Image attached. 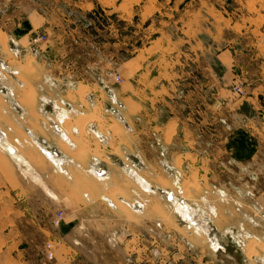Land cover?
<instances>
[{
    "label": "rangeland",
    "instance_id": "rangeland-1",
    "mask_svg": "<svg viewBox=\"0 0 264 264\" xmlns=\"http://www.w3.org/2000/svg\"><path fill=\"white\" fill-rule=\"evenodd\" d=\"M34 1L69 22L36 42L0 30V129L29 163L0 142V264H264V0ZM150 62L183 103L195 85L193 102L213 103L215 134L190 164L156 139L132 147L107 111L99 83L125 97ZM174 84L152 88L154 107L171 99L163 119L177 109L196 133ZM159 153L170 166L143 164Z\"/></svg>",
    "mask_w": 264,
    "mask_h": 264
},
{
    "label": "crops",
    "instance_id": "crops-1",
    "mask_svg": "<svg viewBox=\"0 0 264 264\" xmlns=\"http://www.w3.org/2000/svg\"><path fill=\"white\" fill-rule=\"evenodd\" d=\"M35 2L36 1L34 0H0V30L5 33L9 39L13 40L17 44V41L22 42L27 39V34L29 31H32L33 28L34 34L37 32V28L44 29L48 33H54L55 30L60 26H63L66 21L69 22L68 18H54L53 16L49 17L48 15L40 12L38 7H36ZM28 40L27 50L29 49L32 53L34 51L33 54L35 57L41 55L44 47L42 48L39 46H34L33 49L30 46L29 38ZM58 45L60 44H56V47H58ZM61 46L64 47V45ZM67 54L68 53L65 50L62 54V57H65ZM131 60L132 59H128L126 62L130 64ZM142 67L143 69L140 70L136 69L134 66L132 78H130L127 83L125 97H123L121 93L122 90L120 88L115 89L110 87V84H108L106 80H102L101 83H99V88H102V90L105 91V102L109 101L111 103V107H108L107 111L111 116H113V118L125 124L128 130V135L132 136L130 139L132 147H136L138 145L140 147L142 146L141 148L143 151L150 150V147L147 149L145 146H148L150 139H156L157 142H151L152 150H162L161 152L170 150V155L173 157V159H175L177 156H182L184 158L183 162L186 161L185 164H190V162H187V159H189L188 157L192 158L193 156L191 151L192 147L197 145L199 142H204L203 139L200 140L199 138H204L206 136L208 139L209 134H211L212 137L215 134L212 132L214 130L213 103H209L208 98H204L200 102L198 98H196L195 102H193V94L195 93L196 96L198 94L196 85L194 89L189 90V92L191 91L192 95L190 98L191 100H189L190 103L186 99L183 103L181 95H177L176 93V85L180 84V82L177 81L175 84L173 83L175 87V91L173 93L177 95L178 99L174 101V107H177V104H181L178 105V107L182 109V106L186 107V105L189 103L191 113L196 115V120H194V122L196 124L197 132H192V127H189L191 126V123H189L186 127L182 126V117L178 119L177 109H175V114L173 113L174 115L170 116L168 120L172 123L174 122L176 126H174V129H172V132H170L171 138L168 140V132L171 130L168 127L170 122L163 119L165 116L160 112L161 107L159 110L157 108L158 105H162L165 107V112H168L170 110H167V107H171L170 103L173 101L171 99L166 100V98H159L157 102L158 105L154 107L153 90L155 89L154 91H161L162 89L169 90L171 88L172 91L173 84L172 82L167 81L165 84H159L158 80H154L152 77V72L155 65L151 64V62L148 70L146 69V63H144ZM147 72L149 73L148 76ZM86 84L90 86V92L88 94L97 97L100 96L99 90H93V86L95 85L94 82H86ZM140 93H142V95H140ZM180 93H182V91ZM64 95H66V93H64ZM62 99L63 101H66L64 96ZM179 99L181 100L180 102ZM163 109L164 108L162 107V110ZM199 113L204 114L205 118H198ZM77 114L79 113H76V115ZM179 121L181 122L180 126ZM182 136L186 141L184 144L181 140ZM228 137L229 134L227 133L225 139ZM209 141H212V139L207 140L204 145H211L212 143H209ZM194 150H202L201 145L198 144V147H196ZM142 160L143 164L149 166L152 164L157 166H170V162H166L167 160L162 158L161 154L159 155L158 159L154 158L151 160L149 157L144 156ZM109 177L105 176L104 179L108 180Z\"/></svg>",
    "mask_w": 264,
    "mask_h": 264
},
{
    "label": "bare ground",
    "instance_id": "bare-ground-1",
    "mask_svg": "<svg viewBox=\"0 0 264 264\" xmlns=\"http://www.w3.org/2000/svg\"><path fill=\"white\" fill-rule=\"evenodd\" d=\"M70 124V123H69ZM34 129V128H33ZM65 131V130H64ZM41 132V131H40ZM29 134V133H28ZM66 134H68L69 135V133H65V135ZM8 135V134H7ZM7 135H6V132H4L2 129H0V142H2V141H4L5 143V146H6V148H8L11 152H13L15 155H17V157H18V159H21L22 161H25L26 163H28V159H24L25 157H24V154H23V152L22 151H20V152H22V154H23V156L20 154V152H19V148L17 147V146H15L13 143H12V141H10L11 140V138L9 139V138H7ZM64 137V136H63ZM67 139V138H66ZM34 141V143L36 144V146L38 147V148H41L40 150H44L45 151V153H46V155L47 156H49L50 158H53V160H54V156H52V152L51 151H49L48 149H46L45 147H44V145H43V143L41 142V141H39V140H37V139H35V140H33ZM36 147V148H37ZM44 151H43V153H44ZM41 153V152H40ZM45 155V154H44ZM16 157V158H17ZM55 160H56V162L58 163V159H56L55 158ZM60 160V159H59ZM24 162V163H25ZM55 162V163H56ZM23 163V164H24ZM29 164V163H28ZM189 215V214H188Z\"/></svg>",
    "mask_w": 264,
    "mask_h": 264
},
{
    "label": "built area",
    "instance_id": "built-area-1",
    "mask_svg": "<svg viewBox=\"0 0 264 264\" xmlns=\"http://www.w3.org/2000/svg\"><path fill=\"white\" fill-rule=\"evenodd\" d=\"M45 38H46V37H45L44 35L36 34V35L34 36V42H36V41H40V40L45 39ZM109 74H110L111 76H114L113 71H109ZM116 77H117V79L120 80V76H119V75H116Z\"/></svg>",
    "mask_w": 264,
    "mask_h": 264
}]
</instances>
